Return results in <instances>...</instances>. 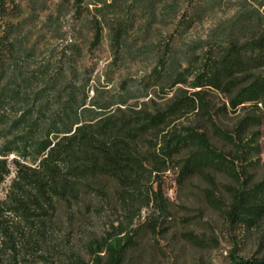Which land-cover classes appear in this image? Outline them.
I'll return each instance as SVG.
<instances>
[{
    "label": "rangeland",
    "instance_id": "1",
    "mask_svg": "<svg viewBox=\"0 0 264 264\" xmlns=\"http://www.w3.org/2000/svg\"><path fill=\"white\" fill-rule=\"evenodd\" d=\"M17 1L20 37L35 47V63L47 61L51 52L58 53L72 40L83 49L81 65L95 67L86 88L90 98L110 104L122 94L120 84L126 83L131 98L123 106L97 113L94 119L82 118L72 137L107 143L102 124L121 126L144 113L160 117L162 123L147 132L135 129V139L124 146L128 151L137 146V162L152 171L150 176L131 178L119 187L103 174L93 177L85 172L87 181L78 183V195L68 203L55 204V212L44 219L27 218L25 237L15 227L12 242L0 238V262L8 256L16 264H242L262 260L264 203H257L259 207H252L236 225L226 215L243 194L264 181V116L260 110L248 104L245 111L231 114L223 97L184 85L170 89V82H164L163 91L156 90L155 96L139 86L170 38H174L177 71L186 67L191 48L220 38L248 39L260 28L257 18H264V7L258 4L261 0H84L80 19L67 0ZM93 21L99 25L101 42L90 53ZM119 25L128 27L117 68L110 51V30ZM191 132L202 134L226 161L214 159L181 178L179 171L193 150L183 149L172 162L165 161V143ZM222 134L231 138L223 139ZM253 139L259 150L256 155L243 157L238 152L242 148L233 147ZM81 160L71 165L78 168L74 175L81 174L80 167L89 166ZM4 162L9 171L0 179V212L5 222L16 226L22 224L21 214L1 209V203L22 179L19 171L45 173L48 179L49 164L43 158L30 164L13 156ZM24 184L36 191V181L24 180ZM50 188L56 203L54 188ZM260 189L264 193V186Z\"/></svg>",
    "mask_w": 264,
    "mask_h": 264
},
{
    "label": "trees",
    "instance_id": "2",
    "mask_svg": "<svg viewBox=\"0 0 264 264\" xmlns=\"http://www.w3.org/2000/svg\"><path fill=\"white\" fill-rule=\"evenodd\" d=\"M67 1L75 9L76 18L80 19L84 0ZM258 4L263 8L264 0ZM20 16L21 8L17 0H0V179L8 175L4 160L10 156L30 164L46 159L49 164L46 175L49 178L41 172L19 171L22 179L19 178L15 189L9 191L1 209L10 208L21 214L22 224L15 226L5 222L0 212V238L4 243L15 239V227L21 228L23 237L27 235L29 216L36 220L44 219L48 213L55 212V204L68 203L73 195H78L75 189H78V183L87 181L85 172L93 177L103 174L119 187L129 184L131 178L150 176L152 171L137 162V146L131 151L124 146L135 139V129L147 132L162 123L160 117L144 113L125 120L121 126L102 124L100 128L108 139L107 143L94 138L72 137V131L82 118L94 119L97 113L111 106H123L131 98L126 83L120 84L122 94L110 104L90 98L86 88L95 67L81 65L83 49L80 44L71 40L58 53L51 52L47 61L35 63V47L24 44L20 37ZM257 20L259 30L244 41L220 38L202 48H191L187 65L181 71L174 70V38H170L156 56L155 65L140 80L141 90L155 96L156 90L163 91L164 82H170V89L184 85L191 90L209 91L223 97L231 114L245 111L249 104L264 116V18L258 17ZM127 27L119 25L110 30V51L117 68L122 59ZM100 42V28L93 21L88 51L94 53ZM248 125L246 123L245 127ZM221 136L226 140L231 138L226 134ZM255 143L253 139L245 146L238 147L234 143L233 147L237 151L242 148L238 151L239 155L249 157L259 151ZM186 148H191L193 152L183 162L179 171L181 178L190 176L198 167L209 166L214 159L226 161L209 146L202 134L196 132L168 139L163 160L172 162ZM87 150L96 154L91 155ZM78 159L89 166L80 167L81 174L74 175L78 168L71 165ZM24 180L36 181V191L32 192ZM263 186L264 181L257 189L243 194L227 211V219L232 225L241 223V217L252 207H259L257 203H264V193L260 189ZM50 187L54 188L56 203L51 200ZM39 195L43 205H40ZM0 264L16 262L8 256ZM242 264H264V258Z\"/></svg>",
    "mask_w": 264,
    "mask_h": 264
}]
</instances>
